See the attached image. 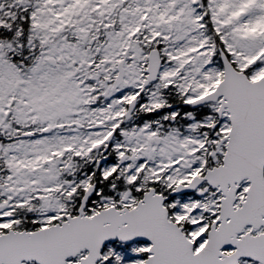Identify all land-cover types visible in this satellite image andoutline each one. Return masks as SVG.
Returning a JSON list of instances; mask_svg holds the SVG:
<instances>
[{
	"label": "snow or ice",
	"instance_id": "1",
	"mask_svg": "<svg viewBox=\"0 0 264 264\" xmlns=\"http://www.w3.org/2000/svg\"><path fill=\"white\" fill-rule=\"evenodd\" d=\"M0 264H264V0H0Z\"/></svg>",
	"mask_w": 264,
	"mask_h": 264
}]
</instances>
